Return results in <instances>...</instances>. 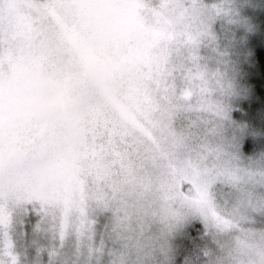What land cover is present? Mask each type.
I'll list each match as a JSON object with an SVG mask.
<instances>
[{"label": "clouds", "instance_id": "1", "mask_svg": "<svg viewBox=\"0 0 264 264\" xmlns=\"http://www.w3.org/2000/svg\"><path fill=\"white\" fill-rule=\"evenodd\" d=\"M0 264H264V0H0Z\"/></svg>", "mask_w": 264, "mask_h": 264}]
</instances>
